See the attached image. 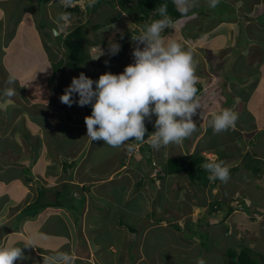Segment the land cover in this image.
I'll return each mask as SVG.
<instances>
[{
	"label": "rangeland",
	"instance_id": "rangeland-1",
	"mask_svg": "<svg viewBox=\"0 0 264 264\" xmlns=\"http://www.w3.org/2000/svg\"><path fill=\"white\" fill-rule=\"evenodd\" d=\"M8 1L4 24L1 26L0 23V41L7 45L9 40L11 47H6L4 58L0 56V85H4L9 76L15 77L13 87L16 95L12 97L11 105L0 107V208L6 201L5 214L11 215L5 227H13L17 215L15 210L24 208L37 198L34 181L38 180L47 190H60L63 184H68L74 192L73 198L65 195L60 198L59 201L65 198L67 202L63 204L64 208L42 210L41 215L35 217L38 219L36 222L23 227L26 231L22 232V237H8L7 240L11 241H7V245L23 248L26 257L16 264H43L44 255L60 251L81 255L84 238L99 246L94 258L90 257L86 264H197L198 259H203L206 264H226L228 259L221 255L223 241L215 251L210 245L202 250L200 245L196 247L195 254H189L186 242L182 243L184 228L175 223L181 219H194L195 215L203 213L211 215V203L215 202L211 193L219 192L218 186L210 193L207 187L189 182L188 173H180L173 179L174 176L161 178L162 173L159 172L169 157L187 152L193 154L197 145L212 150L214 154H206L210 161H216L221 154L232 157L224 161L230 167V179L227 183L219 182V187L222 185L220 193L226 198H238L236 205L246 211L233 214L235 223L244 233L239 235L238 225L229 223L232 233L225 247L232 254L249 252L247 246L253 241L256 247L251 248L253 255H250L258 264H264L260 263V251L264 248V181L255 183V178L264 180L262 174H256V171H264V128L259 124L254 126L255 118L251 113L260 115L259 103L264 99L255 95L256 104L249 111L235 104L237 97L242 101L251 97L254 101L252 94L258 93L257 84L264 79V10L260 14L263 7H254L258 15L251 18L249 11L245 13L244 8H241L243 12L239 11L229 5V0H220L215 9L208 6V0H199L197 7L190 11L192 14H182V18L163 35L166 40L179 42L185 50H191L197 64L201 108L192 118L197 125L196 131L181 144L154 148L147 140L156 120L153 115L151 121H145L147 132L143 143L129 141L124 146L113 148L103 141H91L87 137L83 107L76 103L71 107L61 106L59 98L62 92L70 86L72 78L79 75L59 68L58 73L51 76L53 63L66 61L65 49L57 37L76 26L85 25L84 43L88 45L90 58L85 75L96 81L107 72L120 74L133 63L132 51L136 44L132 37L143 32L141 27H146V21L139 27L132 23L130 15L118 6V0H95L94 4L92 0H82L77 3L81 15H66L64 10L67 6L63 0H50L44 6H39L34 0L3 2ZM131 1L130 6L133 4ZM250 1L253 0H247V5ZM260 2L264 6V0ZM26 10H29L30 17ZM62 16L66 19H61ZM148 22L151 24L153 21L148 19ZM133 29L135 33H131ZM125 31L131 35L121 41L117 35ZM113 41L129 46V62L124 61L125 54L110 60L116 58L109 53ZM94 42L108 47L104 49L101 45L104 55L98 62L92 60L100 55ZM140 47L143 48L142 45ZM118 60L122 62L117 67ZM248 78L251 79L250 84L238 93L239 88L237 91L234 84ZM245 91L248 94H244ZM39 93L45 96L40 98ZM4 99L0 95V101ZM78 99L74 94L73 100ZM224 108L238 113L239 119L235 129L214 134L209 120L213 113ZM37 114H40L39 118ZM68 114L71 121L67 119ZM141 145L149 146L142 155ZM38 164H41V170L36 168ZM25 167L33 174L22 173L20 170ZM231 168H238V171ZM28 178L31 181L27 182ZM52 191L47 195L50 196ZM50 198L54 200L55 195ZM240 207L237 206V210L241 211ZM58 214L69 223L73 235H77L79 252L66 248L69 238L56 242L53 237V230L60 229ZM248 215L256 218L254 223L246 218ZM211 216L214 217L213 214ZM246 224L250 230L245 228ZM197 228L206 235L203 231L206 225ZM3 229L0 230L1 235L6 233ZM132 229L135 233L130 231ZM34 230L42 233V237L34 236L31 240L33 246L26 241L30 236L26 234H36ZM70 241L73 243L74 240L70 238ZM35 250L43 255L36 254ZM205 250L210 253L204 255ZM262 255L264 257L263 252Z\"/></svg>",
	"mask_w": 264,
	"mask_h": 264
},
{
	"label": "clouds",
	"instance_id": "clouds-1",
	"mask_svg": "<svg viewBox=\"0 0 264 264\" xmlns=\"http://www.w3.org/2000/svg\"><path fill=\"white\" fill-rule=\"evenodd\" d=\"M172 2L181 14L187 15L197 7L199 0ZM64 3L70 6L72 0H64ZM219 3L220 0H208L212 9ZM167 9V3L160 4L162 19L153 21L141 34L132 37L136 44L132 51L133 63L127 65L122 73L107 72L94 81L82 72L79 77L72 78L70 86L62 92L59 98L61 106L71 107L73 103L79 107L91 106V115L84 118L87 137L91 141H103L113 148L124 146L129 141L144 142L147 132L145 121H151L153 115L156 117V131L147 140L154 148L181 144L196 131L197 125L192 118L201 108L196 87L199 82L197 64L191 50H185L179 42L166 40L162 35L174 24ZM120 50L121 45L114 41L109 46L111 55L118 54ZM102 55L104 52L100 49V55L92 60H98ZM51 76H54L52 67ZM15 83V77L9 76L6 83L0 85V89L5 88L3 93L0 92L5 97L0 101V107L13 103ZM74 94L78 95V100H73ZM238 119V113L225 108L212 114L209 126L214 134H220L235 129ZM203 167L210 173L212 181L218 179L227 183L230 179V167L224 161H209ZM24 259L21 247H0V264H16ZM43 264H74V259L70 252L60 251L43 258ZM197 264L206 262L198 259Z\"/></svg>",
	"mask_w": 264,
	"mask_h": 264
},
{
	"label": "crops",
	"instance_id": "crops-1",
	"mask_svg": "<svg viewBox=\"0 0 264 264\" xmlns=\"http://www.w3.org/2000/svg\"><path fill=\"white\" fill-rule=\"evenodd\" d=\"M3 1L4 0H0V23H1V26L4 24V20L6 18V12L5 11H8L7 10V3L10 2V1H8V2H3ZM228 2L230 3L229 5H233L236 9H239V11L242 10L241 8H244L243 10L245 11V13H248V11H249V13L252 14V17L251 18L255 17L256 14L258 13L257 12L258 11L257 9L254 10V7L255 8L256 7H259V6L260 7L261 6L263 7V9L261 10L260 14L264 10V6L262 5V2H260V0H258V1H255V0L250 1V3L248 5H247V0H229ZM235 3H239V4L234 5ZM243 10L241 12H243ZM26 12H27V14H29L28 13L29 10H26ZM28 17H30V14L28 15ZM116 19L117 18H115V20ZM1 26H0V34L2 32V27ZM93 28H96V26H94ZM93 30H95V29H93ZM127 32H129V31H127ZM8 43H9V40H8ZM8 43L6 45V43L2 44V42L0 41V56H2L3 58L5 57V55H7V52H6L7 48L6 47L10 46V44H8ZM99 44L100 43H95L94 45H95V47H98L99 50L100 49L103 50V47L101 46L103 44H101V45H99ZM92 46L93 45H91L90 47L92 48ZM121 46L122 47H126V51L125 52L123 51L122 53H120L121 52V50H120V52H118V54L114 55V57H116V58H113L112 57L110 59L111 61H113L114 59H118V57H121L122 54H125L124 61L127 60V62H129V46L124 45V44H121ZM106 48H108V47L107 46H104V49H106ZM119 55H121V56H119ZM98 60H97V62H98ZM234 61L236 62V59H234ZM120 62H122V61L121 60H118L117 61V63H116L117 64V67H118V64H120ZM255 63H257V62H255ZM92 64H95V63L93 62ZM252 80H253V78H252ZM250 81H251V79L248 78V79L243 80L240 84L235 83L234 85H235L237 91H238V88H239L238 93H240V91H242V90H245L246 87H248V84H250ZM235 87H234V89H235ZM257 89H258L257 90L258 93L252 94L253 97H254V101L251 100V97H250V99H247L246 101H242V99L240 97L239 98L237 97L236 98V101H235V104L238 105L240 108L246 107V109L249 111L253 106H255L254 104H256L255 95L258 94L260 98L264 99V79H263V81L261 83L258 82ZM244 94H248V92L245 91ZM259 109H260V115L257 112H251L252 115H254V118H255L254 126L256 124H259L260 127L264 128V122H262V120L264 119V111H262L264 109V102H262V100L259 103ZM262 114H263V116H262ZM192 143L193 142H191V144ZM198 148L199 147H197L196 151L198 150ZM187 154H190L191 155L192 153L187 152ZM20 171L22 173H24V171H22V170H20ZM236 174L239 177V174L238 173H236ZM173 176H174L173 179L174 178H177V175H173ZM262 177H264L263 174H262ZM187 178H188V176H187ZM188 180H189V178H188ZM257 181H259L261 183L264 180L261 179V181H260V180H256V178H255V183ZM35 185H36V183H35ZM64 185H66V184H63L60 190H53V189H51L49 191H52L53 190L52 192H54V193L55 192H58V191H61ZM221 186L222 185H220V187H219V184H218L219 192H216V193H211L212 189L210 191V189L207 187V190L210 191V193L212 194V197H214L215 198V201H216V202H212L211 203V205H213L211 212L214 215V217L211 216L212 214L210 215V214L203 213L201 216H197L196 217V215H195L194 219H185V220L181 219V220H177L175 222L179 227L184 228L185 236H184V239L182 240V243L186 242L185 243V246H186V250H188L187 252L189 254H195L196 253V247H198L200 245L202 247V250L205 249V248H207L208 245H210V246H212L211 249L215 251L218 248V246H220L222 244V241H223V243H225V244H223V248L224 249H222L221 255H222V258H227L228 259V257H229V250L225 246H226L227 239H229V237L231 236V233H232V229L230 228L229 223L238 225L237 226L238 227L237 232H239L238 233L239 235L244 233V231L242 229L240 231L239 224L235 223V220L233 218L234 217L233 214H235V213H237V214L243 213L244 212V209L242 207H240V205H236V203L238 201L235 198H233V197L226 198V196L224 194H221L220 193ZM172 187L175 188V183H173ZM173 188H171V189H173ZM215 189L217 190V188H215ZM69 190L72 191V189H69ZM36 192H37V189H36ZM237 193H239V192H237ZM237 193H235V194H237ZM50 197H51V195L48 196V198H50ZM212 200H213V198H212ZM6 203L7 202L5 201L4 202V205L5 206L3 208H0V230L4 227L3 230L6 232L4 235H1L0 234V247H11L12 244L7 245V241H8L7 239H8V237L9 236H12V238L22 237L23 236L22 235V232L23 231L24 232L26 231V230L23 229V227L25 225H27V224H31V223L36 222L38 219L36 220L35 217L40 213L39 212L34 217H24V218H21L20 217V214H21V211H22L23 208H18L17 210L14 209L15 211H17V212L14 211V213H17V215H16V218H15V220L13 222V227L8 228V227H5V224L7 225V219L10 218L11 215H9L8 213L5 214L6 209H7ZM246 203H247V205H250V202L248 200H246ZM229 205L232 207V210H233L231 213H229V211H230V206ZM237 206H239L241 208V211L240 210H237ZM49 208L55 209V207H48V209ZM61 208H64V207H57V209H59V210ZM69 211H72V210H69ZM40 215L41 214H39V216ZM58 216L60 217V220H59V227H60V229L57 230V231L56 230H53V237L56 238V242L58 241V239L67 240L66 238H69V241L67 243L66 248L67 249H70L72 251L79 252L78 251V247H79L80 244H79L77 235L76 236L73 235L74 233H72L71 228L69 227V223L67 221H65V219L61 216V214H58ZM231 217H232V220H230ZM246 218H248V220L251 221V222H253V223L256 220V218H253V217L250 218L249 215L246 216ZM257 219H259V218H257ZM199 225H202V226L206 225L207 226V228L203 230L206 233V235H202L200 233L202 231V229L197 228V226H199ZM160 226H161V224H160ZM245 228L247 230H250V228L247 226V224L245 225ZM36 231L37 230H34V233H36ZM130 231H132V233H135L134 232L135 230H133V229L130 230ZM147 232L145 233V236L149 233V232L148 233ZM40 234H42V233H39L38 232L36 234H26V235H30V236H28V238L26 239V241L32 243L31 240L33 239L34 236H38L41 239L42 235H40ZM44 234H47V233H44ZM73 236H74V238H73ZM70 238H72V240H74L73 243L70 241ZM247 238L248 239L251 238L250 239L251 241H252V239L255 240L253 237H247ZM9 241H11V240H9ZM83 241H84V243L82 242V244H81L82 249H81L80 252H83V251L84 252L81 255H76V254H73L72 255L73 256V259L76 258L74 260V264L75 263L76 264H79V262H84V263L86 262L87 263L88 260L90 259V257L91 258H94V253L99 248V246L97 244H93V243H95L94 241H93V243L90 242V239L89 238H87V241L84 238ZM91 244H93V245H91ZM33 246H34V244H33ZM234 246H237V244L234 243ZM254 246L256 247V243L254 244L253 241H252V243H250L249 246H247V247L249 249H251V248H255ZM261 250L264 253V248L261 249ZM36 252H37L36 254H38V255H43V254H40L38 251H36ZM208 253H210L209 250H205L203 252L204 255H206ZM46 257L47 256L44 255V258H46ZM98 258L100 260H104V258H102L101 256H98ZM227 261L225 262L226 264H228Z\"/></svg>",
	"mask_w": 264,
	"mask_h": 264
},
{
	"label": "trees",
	"instance_id": "trees-1",
	"mask_svg": "<svg viewBox=\"0 0 264 264\" xmlns=\"http://www.w3.org/2000/svg\"><path fill=\"white\" fill-rule=\"evenodd\" d=\"M34 1L39 6H44L45 4L50 2V0H34ZM81 1L82 0H72V3L75 5L67 6L66 9L64 10V13L66 15H72V14L81 15L79 6L77 5V3L81 2ZM101 1H103V0H101ZM118 1H119L118 6L121 7L122 12H127L131 17L132 23H134L138 27L144 21H146L144 23V26L150 25V23L148 22V19H151L152 21L162 19V17L159 14V5L163 4V3H167L168 15L172 18V20L174 22H176L177 20L182 18L181 12H179L177 10V8L173 4L172 0H133L132 6H130L131 2H132L131 0H118ZM190 14H192V13H190ZM141 28L143 30L145 29V27H141ZM84 29H85V25H80V26H76L70 32L68 31L65 34L60 33L58 35L57 39H58L59 43L62 45V47L65 49L66 61L64 63H62L60 60V61H57L56 63H53V66H52V74L53 75H56L58 73L59 68L69 69V70L77 73L78 75H80V73H82V72L84 74H86L88 72V63L90 61L89 60L90 58H89L88 52H87L88 45H86L84 43L85 38H86ZM137 30H138V28H137ZM167 30L168 29H166L165 32H167ZM132 32L135 33L136 32L135 29H133L131 31V33ZM131 33H129V32L121 33V34L117 35V38L118 39L120 38L121 41H123L124 39L129 37V35H131ZM95 43L96 42H94L93 44H95ZM106 44H108V43H106ZM121 48H122L121 49V53H122L123 51H125L126 47L121 46ZM87 61H88V63H87ZM196 87L198 88V90H199L198 93H199L201 91V87H200V85H196ZM4 89L1 88L0 92L3 93ZM44 96H45L44 93H39L40 98H43ZM25 98L27 99V96H25ZM64 105L65 104H63V107H64ZM34 108H37V107H34ZM83 109H84L83 114L85 116L91 115L92 108L90 105L84 106ZM39 116H40V114L39 115L37 114L38 118H39ZM67 119H68V121H71V117L69 114L67 115ZM148 130H149V128H148ZM155 131H156V129L153 126L151 128V130H149L148 135L152 134V132H155ZM139 143H143V142H139ZM11 146H13V145H11ZM144 146H147V147L145 148ZM198 147H199V145H198ZM145 149L149 150V146L148 145H141V147H140L141 155ZM205 153L206 154L207 153L214 154L211 149L206 150L205 146H200V148H198V150L191 155L184 153V154H181L178 156L169 157L164 162L163 168L159 171L162 173L161 178H164L166 176L178 175L180 173H188V175H189L188 178H190L189 181L191 180L190 182L195 184L196 186L208 187L210 190L215 188L216 186H218L219 182H221V181L218 179L215 181H212L209 179L210 173L203 167V165L205 163L210 161L206 157ZM225 155L226 154H221V155L217 156L216 161H227V160L232 158L230 156L226 157ZM146 158L148 159L149 157H146ZM148 161L150 162V159H148ZM15 165H17V164H15ZM40 165L41 164L36 165V168L40 169V167H41ZM66 167L72 168L70 165H66ZM231 170H235V172H237L238 168L237 169L231 168ZM23 171L25 174L27 173L29 176L31 174H33L32 171L26 167L23 169ZM257 173L264 175V171H262V172L256 171V174ZM29 181H31V179L28 178L27 182H29ZM199 181H201V182H199ZM34 183H37L36 184V189H37V194H38L37 198L35 199L34 202L30 203L29 205H26L22 209L21 214H20L21 218L34 217L39 212H41L42 210H44L48 207H63V204H65V202H66L65 198H63L62 201H59L63 195L69 196L71 198L74 197V195H73L74 193L69 190L70 189L69 185L66 184L63 186L61 191H58L55 193L52 192V194L55 195V198H54V200L51 201V199L48 198V196H47V193H49V190H47L40 183H38V180H36V182L34 181ZM52 194H51V196H52ZM213 200H214V198H213ZM69 210H71V208ZM232 211H233L232 207L230 206L229 213H231ZM244 211H246V210L244 209ZM253 218H255V217H253ZM247 248H245V249H247ZM231 254L232 253H229V255H231ZM250 254H252V249H249V252H248V250H245V251L239 252V254H236V253L232 254V256L230 258L228 257L227 263L228 264H258L257 260H255L252 257L253 254L252 255H250ZM260 255L262 257L261 259L259 258L260 263H263L264 257L262 255V250L260 251Z\"/></svg>",
	"mask_w": 264,
	"mask_h": 264
}]
</instances>
